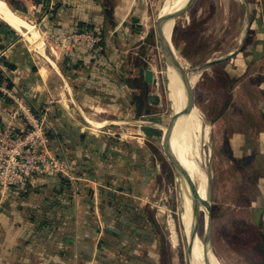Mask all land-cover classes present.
<instances>
[{"label":"crops","instance_id":"crops-1","mask_svg":"<svg viewBox=\"0 0 264 264\" xmlns=\"http://www.w3.org/2000/svg\"><path fill=\"white\" fill-rule=\"evenodd\" d=\"M1 1L34 22L47 38L65 36L83 25L101 33L105 42L95 51L58 46L55 60L41 51L33 53L26 36L0 18V88L21 95L38 114H45L51 150L73 160L70 177L38 180L6 200L0 194V264H169L161 262V222L155 208L139 197L136 182L140 176L134 173L130 186L121 181L126 180L127 160L137 158L128 149L127 138L91 131L81 116L82 111H101L97 118L106 122L107 111H120L129 97L136 103L141 95L128 85L131 78H138L136 68L140 67H135L126 48L132 39L146 34L144 26L137 33L127 20L142 0H69L65 9L51 14L47 13L48 0ZM258 3L259 8L251 10V37L245 49L232 58L209 61L205 67H213L214 74L204 76L195 99L201 105L200 99L213 98L210 94L199 99L198 91L206 78L215 77L217 63L224 62L227 68L221 75L226 76L230 92H225L227 86L219 87L213 99L225 94L227 103L223 107L216 103L209 110L215 119L208 120L211 137L217 133L212 148L213 164L221 176L217 192H222L231 173L224 159L238 163L241 184L231 212L237 213L239 223L253 229L250 261L264 264V0ZM49 63L57 69L46 71L44 65L41 72L38 65ZM15 108L14 100L0 92V123ZM203 112L208 119L205 108ZM224 117L229 124L225 127ZM15 126L20 132L27 127L22 118ZM114 143L126 150L123 164L119 162L122 150H110ZM138 149H142L140 144ZM220 161L228 172L226 180ZM136 163L130 162L128 168ZM151 174L159 178V168Z\"/></svg>","mask_w":264,"mask_h":264},{"label":"rangeland","instance_id":"rangeland-1","mask_svg":"<svg viewBox=\"0 0 264 264\" xmlns=\"http://www.w3.org/2000/svg\"><path fill=\"white\" fill-rule=\"evenodd\" d=\"M166 1L168 2V0L141 1V6L137 7L134 16L141 19L146 34L144 35L143 33L144 37L142 39L139 37V40H136L134 37V41L132 39V42L126 48L130 52L129 57H132L135 67H154L155 74L161 80L160 87H147L144 92H141V89H137L141 93L139 97L137 93H134L137 96V102L132 103L134 99H130L129 97L125 101L127 104L120 111H107L106 114L108 117L106 122L97 118V114L101 113V111H82L81 116L83 118H81L85 126L92 129L91 131L97 133L105 131L113 138H127L128 149L134 151V155H137V158L132 157L130 161L127 160L124 168L128 169V173L126 172V176L123 175L126 180L121 181L126 182L127 186H130L132 184V177L134 178V173L140 176L138 177V183L136 182L138 190L140 191L139 197L155 208V214L161 222V233L158 235L160 250H162L161 254L163 255V257L161 255V262L168 261L169 264H190L186 246L185 227L183 222H181V213L184 211V183L163 146V139L167 131L166 127L171 124L174 114L169 89V68L161 48L159 32L157 30L159 17L162 8L167 4ZM258 2L259 0H195L186 12L176 18L174 27L170 32L172 33L171 41L175 55L178 56L183 70L189 77L198 76L194 91L200 85L205 75L214 74L213 67H205L210 66L208 64L209 61L215 60L212 58L217 57L219 60L232 58L236 55L233 53H238L245 49L244 46L251 37V10L259 8L260 4ZM131 18L132 16H129L127 19L129 25H131ZM27 21L35 26V30L39 33V36L36 39L33 37L32 40L26 30L18 32L26 36L29 41L27 43L32 46V52L38 53L41 51L44 55L55 57V60L56 57L59 58V47L49 37L44 36L39 30V27L34 25V22H31L29 19ZM128 32L131 35L134 33L132 31ZM127 63L130 64L129 62ZM44 65L46 71L57 69L51 63L40 64L38 66L41 72H43L42 68ZM225 68L227 66L224 62L217 63L215 67L216 75L213 78H206L204 80L203 83L205 85L198 91L199 99L202 96L210 94L214 98L218 94L217 89L219 87L224 88L227 86L225 92H230L228 88L229 84L227 85L228 80L225 79L226 76L221 75L223 74L221 72ZM197 71L198 73H196ZM149 94L158 95L160 97L159 103L155 104L150 102L148 99ZM213 98L208 97L204 102L200 99L201 105L199 102L197 103V107L203 114V121L209 128V132L210 123L208 120L213 121L215 119V113H209V110L215 104L216 99ZM139 102H141V105H138ZM221 104L220 107L223 106L222 102ZM204 108L206 114L209 113L208 119L203 112ZM147 109L150 112L147 113ZM227 121V118L223 119L222 125L224 127L225 125H229ZM194 135H198V141L201 143L203 152L205 155L206 153L209 155L211 179L208 200L213 202V218L216 217L209 242L211 252L219 264H253L250 261L253 258L250 255L253 244L252 236H254L253 229L239 223L237 217H235L237 213L235 211L231 212L236 205L238 189L241 184L240 166L238 163H234L229 159H224L223 162L229 166L231 173L229 180L222 188V192L221 190L217 192L216 182L218 181V177L221 178V176L217 174V167L213 164L212 153L213 141L217 138V133H213L212 137L211 133H209L205 139L203 134L196 129L191 134V137ZM190 140L188 139L185 142L187 146H189ZM116 141L120 142V139ZM138 144L142 146L140 152L139 149L137 150ZM110 150L126 151L118 143L112 144ZM215 152L216 154L218 152L220 157L223 155L221 151L215 150ZM123 157L125 158L124 152L121 153L119 162H121ZM62 159L68 162V167L71 169L73 160ZM112 160L118 162L117 158H112ZM134 160L137 161L136 165L128 168L130 162L132 163ZM121 164L123 163L121 162ZM115 165L111 169H114ZM155 167L159 168V178H155V175L153 177L151 174L155 170ZM219 167L223 180H226L228 172L221 161ZM61 177L59 176V178ZM119 177L121 179L122 176L119 175ZM206 228L207 213L205 208H203L197 235L202 243L207 233ZM173 234H175L176 238ZM163 239L165 242L161 241Z\"/></svg>","mask_w":264,"mask_h":264},{"label":"bare ground","instance_id":"bare-ground-1","mask_svg":"<svg viewBox=\"0 0 264 264\" xmlns=\"http://www.w3.org/2000/svg\"><path fill=\"white\" fill-rule=\"evenodd\" d=\"M195 0H168L167 4L162 8L161 15L163 18V29L166 28L168 30V38L170 37V32L174 27L175 20L169 22L167 18L170 14L175 11H179V17L182 13L186 12V10L194 3ZM0 18L7 21L13 28L17 31L26 30L30 35V38L33 40V37L36 39L39 36V33L35 30V27L31 25L28 21H26L21 15L13 12L3 1L0 0ZM165 29V30H166ZM22 34V33H21ZM39 38V37H38ZM30 40V41H32ZM40 40H42L40 38ZM34 42V41H33ZM35 43V42H34ZM39 43V42H38ZM177 54V53H176ZM177 63L179 62L178 56L176 55ZM217 57L212 58L213 60ZM184 61V60H183ZM217 60L211 61L212 63ZM189 62V61H188ZM176 63V66L179 68L180 65ZM179 65V66H178ZM190 65V63H189ZM188 67V66H187ZM169 72V89L171 100L173 104L174 114L173 117H177L176 119L171 120V124L175 126L173 135H171L168 131L165 133V137L163 139V146L166 148L169 153L168 156L170 159L176 158L180 161L183 166L184 176L178 172L181 179H183L185 197H184V205H183V213L181 219L184 224L185 236L187 249L190 245L191 249L188 252V258L190 264H219L216 258L213 256L209 244L205 247L198 237L194 239L193 237V228L195 226V212L196 210H203L205 206H203L204 200H207L209 188H210V180H209V160L208 153L203 152L201 147V143L198 141V135H194L191 137V134L198 129L199 132L203 134L206 138L209 135V128L203 126V119L201 115L197 113L195 109L191 113H184L183 110L186 106V93L183 86V82L179 75V72L174 66L168 65ZM181 69V67H180ZM179 69V71H180ZM201 73V72H200ZM192 75V74H191ZM188 79L191 81L193 89L195 86V82H197L198 76L189 77ZM198 84V83H197ZM172 117V119H173ZM197 132V131H196ZM195 132V133H196ZM191 139L189 142V146L186 145V141ZM188 147V148H187ZM213 202L209 200L208 207L205 208L208 218V213L210 207L212 208ZM173 229V228H172ZM175 230V229H174ZM175 237V234H173ZM173 238V237H172ZM176 238V237H175ZM175 240V239H174ZM177 241V240H176Z\"/></svg>","mask_w":264,"mask_h":264},{"label":"built area","instance_id":"built-area-1","mask_svg":"<svg viewBox=\"0 0 264 264\" xmlns=\"http://www.w3.org/2000/svg\"><path fill=\"white\" fill-rule=\"evenodd\" d=\"M47 13L65 9L69 0H48ZM57 46L67 48L75 46L86 51H93L105 38L93 31L73 32L65 36L49 35ZM0 92L14 100L15 110L0 123V194L6 200L15 191L41 179H54L59 176L69 177L67 161L59 158L50 147V136L46 130V118L38 114L26 100L18 94L11 95L6 87ZM22 118L26 124L24 131H18L15 123Z\"/></svg>","mask_w":264,"mask_h":264},{"label":"water","instance_id":"water-1","mask_svg":"<svg viewBox=\"0 0 264 264\" xmlns=\"http://www.w3.org/2000/svg\"><path fill=\"white\" fill-rule=\"evenodd\" d=\"M179 11H175L172 14H170L167 18V21L169 22V20L174 21L176 20L177 16H178ZM131 26L133 28V30H135L137 33L141 32V29L143 28V24L141 23V20L139 17L137 16H133L131 18ZM163 18L162 16L159 17V21H158V25H157V30L159 32V40H160V44H161V48L163 50L164 56L167 60V65H171L174 66L177 71L179 72V75L181 77V80L183 82V86L185 89V93H186V106L185 109L183 110V114L184 113H191L193 112L195 109L197 110V113L199 114V116L201 115L202 119L203 114L201 112V110H199V108L197 107V102L195 99V91L193 89L192 83L191 81L188 79L187 77V73L183 70L182 66L177 63V58L175 55V51H174V47L171 41V37H172V33L170 34V37L168 38L167 36V32L168 30L166 28L163 29ZM166 29V30H165ZM176 63L180 65V67L178 68L176 66ZM178 65V66H179ZM180 69V71H179ZM138 78H131L129 80L130 85L135 88V89H142L143 87H147V85H151L154 88H159L161 85V80L159 77H157V75L155 74V71L153 68H144V67H140L138 68V74H137ZM141 77L144 78V82L141 79ZM148 99L150 100V102L152 103H159L160 97L158 95H153V94H149L148 95ZM150 112L149 109H147V113ZM177 118V117H176ZM175 117H173L172 122L174 119H176ZM203 126L205 127V123L203 121ZM207 127V126H206ZM167 131L173 135L175 126H173L172 124H169L166 127ZM206 139V138H205ZM166 153H169V149L168 151L166 150V148H164ZM173 166L175 167V169L181 173L184 178H185V174L183 171V166L180 163V161L176 158V160L174 158L170 159ZM210 173V170H209ZM211 179V173L209 175V180ZM209 204V200H208V196H207V200H204L203 206H205V208H209L208 207ZM195 226L193 228V237L194 239L197 237L198 235V227H199V221H200V216L202 214L201 209L200 210H196L195 212ZM212 222H213V208L210 207L209 213H208V218H207V233L205 236V239L203 241V245L205 247V253H206V247L209 244L210 240H211V236H212ZM191 249L190 245L188 246V252ZM208 264V262H207Z\"/></svg>","mask_w":264,"mask_h":264},{"label":"trees","instance_id":"trees-1","mask_svg":"<svg viewBox=\"0 0 264 264\" xmlns=\"http://www.w3.org/2000/svg\"><path fill=\"white\" fill-rule=\"evenodd\" d=\"M88 30L89 31H93L95 33H98L96 31H94L93 29H91L90 27H86V26H83V25H80L75 32H85V31H88ZM103 43L101 45H99V47H97L96 49H94L93 51L98 50L100 47H102ZM2 81H3V73L0 71V83ZM227 98H228L227 95L223 94L220 100L219 99L218 100L216 99L217 101L215 100L214 106L216 105V103H218V105H221V102L223 103V106H225L226 103H227ZM224 118H226V117H224Z\"/></svg>","mask_w":264,"mask_h":264}]
</instances>
